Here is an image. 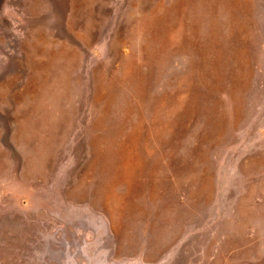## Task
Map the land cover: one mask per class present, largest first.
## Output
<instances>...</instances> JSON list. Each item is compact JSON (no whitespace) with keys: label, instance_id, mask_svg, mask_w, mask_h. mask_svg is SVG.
Returning a JSON list of instances; mask_svg holds the SVG:
<instances>
[{"label":"rangeland","instance_id":"rangeland-1","mask_svg":"<svg viewBox=\"0 0 264 264\" xmlns=\"http://www.w3.org/2000/svg\"><path fill=\"white\" fill-rule=\"evenodd\" d=\"M0 264H264V0H0Z\"/></svg>","mask_w":264,"mask_h":264}]
</instances>
